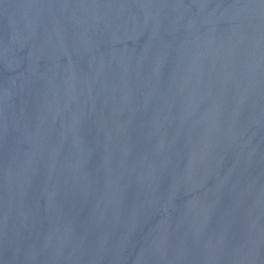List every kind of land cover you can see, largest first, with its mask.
Returning a JSON list of instances; mask_svg holds the SVG:
<instances>
[{
	"label": "water",
	"instance_id": "obj_1",
	"mask_svg": "<svg viewBox=\"0 0 264 264\" xmlns=\"http://www.w3.org/2000/svg\"><path fill=\"white\" fill-rule=\"evenodd\" d=\"M0 264H264V0H0Z\"/></svg>",
	"mask_w": 264,
	"mask_h": 264
}]
</instances>
